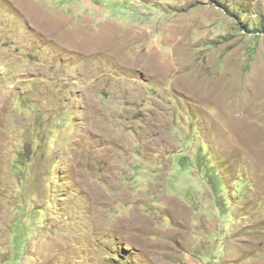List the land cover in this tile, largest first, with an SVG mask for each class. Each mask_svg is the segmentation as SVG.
Masks as SVG:
<instances>
[{
  "label": "rangeland",
  "instance_id": "obj_1",
  "mask_svg": "<svg viewBox=\"0 0 264 264\" xmlns=\"http://www.w3.org/2000/svg\"><path fill=\"white\" fill-rule=\"evenodd\" d=\"M263 120L264 0H0V264H264Z\"/></svg>",
  "mask_w": 264,
  "mask_h": 264
},
{
  "label": "bare ground",
  "instance_id": "obj_2",
  "mask_svg": "<svg viewBox=\"0 0 264 264\" xmlns=\"http://www.w3.org/2000/svg\"><path fill=\"white\" fill-rule=\"evenodd\" d=\"M38 16H39V15H38ZM57 25H58V24H57ZM53 28H54V27H53ZM63 29H64V28H63ZM61 30H62V28H61ZM48 34H49V33H48ZM48 34H47V35H48ZM99 39H100L101 42H102V40L104 39V47L107 48V43L109 42V40L107 41V38H106L105 36H104V37H99ZM106 42H107V43H106ZM108 45H109V43H108ZM58 46H59V45H58ZM72 50H73V49H72ZM65 52H66V51H65ZM254 90H255V89H254ZM253 92H254V91H253ZM253 92H252V93H253ZM249 93H250V92H249ZM254 94H255V92H254ZM256 96H257V94H256ZM252 97H255V96L252 95ZM250 101L252 102V100H250ZM254 101L257 102L256 100H254ZM254 101H253V102H254ZM245 102H246V101H245ZM253 102H252V104H254ZM241 105H242V104H241ZM247 107H248V106H247ZM247 107H246V108H247ZM247 110H248V109H247ZM259 121H260V120H259ZM263 121H264V120H263ZM254 133H255V132H254ZM255 136H256V135H255ZM257 140H258V139H257ZM249 141H250V140H249ZM255 141H256V140H255ZM262 148H263V147H262ZM258 149H259V148H258ZM262 150H263V149H262ZM256 155H257V154H256Z\"/></svg>",
  "mask_w": 264,
  "mask_h": 264
}]
</instances>
